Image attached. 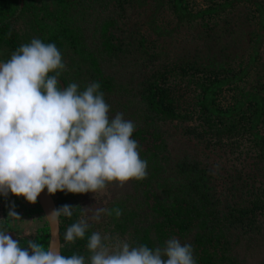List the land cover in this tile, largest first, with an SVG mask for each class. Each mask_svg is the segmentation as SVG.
I'll list each match as a JSON object with an SVG mask.
<instances>
[{"label":"trees","instance_id":"trees-1","mask_svg":"<svg viewBox=\"0 0 264 264\" xmlns=\"http://www.w3.org/2000/svg\"><path fill=\"white\" fill-rule=\"evenodd\" d=\"M142 2L0 0V46H7L12 54L18 50L22 44L18 35L11 31L10 18L16 13L23 15L32 11L36 26L34 32L39 39L46 44L54 43L61 52L62 59L64 54L71 55L72 73L67 78L61 71L58 77L61 88L76 83L78 91L82 92L90 83L99 82V91L104 94V99L110 106L109 119L122 113L125 120L135 124L131 138L139 142L140 158L147 161V176L143 180H131V201L122 199L108 205L107 209L120 208L122 214L118 218L114 213L112 216L105 214L107 231L121 239L125 238L132 247L145 245L153 250L163 248L168 239L176 237L182 244L192 245L196 264H243L234 247L241 242L242 236L250 233L256 236L260 233V227L256 226L257 215H264V130L261 131V127L258 129V126L264 125V77L259 78L256 85L247 91L239 88V94L233 97V102L229 105L221 106L219 98L224 87L243 81L249 74L246 70L256 66L257 48L252 46V49H248L250 53L247 55L246 69H227L224 67L227 61L238 59L237 53H228L231 42L234 44L239 39L237 27L225 28L220 33L222 35L205 30L198 33L202 45L193 57L183 56L178 64L169 67L162 65L151 74L131 76L129 81L116 83L101 68L96 52L84 49L86 43L82 36V25L86 20L87 23L90 22L88 18L92 17L94 5L104 9H123L127 4L143 7ZM241 2L250 5V13L254 14L255 26L249 35L261 38L262 33L259 32L264 29V0H206L204 7L199 9H192L188 0H157L154 17L150 21L151 16L147 24L153 33L163 36L165 33L160 31L155 16L166 8L172 11L180 24L192 26L199 23L200 26L208 27L213 18ZM111 14L102 16L99 26L94 27L99 44L107 55L122 51L112 30L117 22L116 15ZM226 25L223 24L227 27ZM143 43L141 36L138 45ZM143 54L147 56L148 52ZM156 57L155 54L148 55L147 64ZM197 73H202L203 76L197 78ZM171 76H181L182 79L187 76L190 81L195 76L196 94L191 108L180 106L182 96L177 95L176 90L169 85ZM194 116L201 120L204 131H209L211 141L216 139L218 142L221 137L233 140L240 132L252 137L250 142L262 160L263 180L258 189L247 191V196L250 194L252 199L246 205L243 202L223 204L215 195L209 170L194 157L183 155L172 158L166 154L167 149L160 139L157 123L188 122ZM149 139L160 140V143L152 142L142 147V142ZM52 196L57 209L64 205L73 207L70 218L63 215L59 217L61 254L83 255L87 264L90 255L87 242L92 232H96L94 227L89 228L84 239L73 244H66L64 240L67 228L78 221L82 214V210L75 205L78 194L57 192ZM0 202L18 206V209L22 205L23 213L28 218L37 215L42 226L30 240L48 247V226L37 203L29 204L23 197H16L11 193L7 197L0 196ZM2 226L6 230L9 228L7 223ZM233 237L234 244L231 243ZM247 239L245 250L251 246L249 242L252 239ZM28 241H24L23 247H27Z\"/></svg>","mask_w":264,"mask_h":264},{"label":"clouds","instance_id":"clouds-1","mask_svg":"<svg viewBox=\"0 0 264 264\" xmlns=\"http://www.w3.org/2000/svg\"><path fill=\"white\" fill-rule=\"evenodd\" d=\"M65 69L54 43L34 38L21 45L7 62L0 63V196L9 193L35 204L42 192L103 193L110 185L123 187L147 176V161L140 158L132 139L135 124L122 113L109 119L110 106L99 82L82 92L76 83L61 88ZM55 73V75H50ZM118 218L120 208H97L66 230V244L82 240L92 222L102 215ZM70 218L73 207L64 205L48 215ZM8 217L20 219L11 209ZM111 237L92 232L87 242L88 264H196L191 244L172 237L163 248L132 247L126 241L109 244ZM0 264H86L79 254L62 255L53 245L45 248L0 230Z\"/></svg>","mask_w":264,"mask_h":264},{"label":"rangeland","instance_id":"rangeland-1","mask_svg":"<svg viewBox=\"0 0 264 264\" xmlns=\"http://www.w3.org/2000/svg\"><path fill=\"white\" fill-rule=\"evenodd\" d=\"M139 1H143V7L127 4L123 9L112 7L104 9L94 5L91 12L92 17L88 18L90 22L87 23L86 20L82 25V36L86 43L84 49L96 52L101 68L104 69L106 74L114 78V82L123 83L129 81L131 76L138 75L141 77L143 74H151L162 65L169 67L178 64L183 56L191 58L202 45L201 40L198 39V33L207 30L208 33L220 34L225 28L232 29L233 26L237 27L236 31L239 39L234 44L231 42L228 53L232 55L237 53L238 59L234 60L233 58L227 61L224 67L236 71L240 67L246 69L247 55L250 53L248 49H252V46L257 48V62L253 69L249 70L248 68L246 70L249 71V74L243 81L223 88L219 98L221 106L232 103L233 97L239 94V88L247 91L256 85L259 78L264 77V29L259 32L262 33L261 38H257L253 34L252 36L249 35L255 26L254 14L250 13V5L243 2L239 3L238 6L230 8L220 16L213 18L208 27L200 26L199 23L192 26L180 24L172 15L170 9L163 8L158 16L157 14L155 16L160 31L165 33L161 36L153 33L151 27L147 24L148 19L152 16L151 21L154 17L157 0ZM188 3L192 9H199L204 7L206 0H188ZM34 12L37 14L36 11ZM111 13L113 16L116 15L117 22L112 30L115 33V40L121 45L122 50L115 55L113 53L107 55L103 51L97 39L98 33L95 32L96 29L94 28L99 26L102 16ZM33 20L32 11L23 15L16 13L10 18L11 31L18 35L19 42L22 45L30 43L34 38L39 39L38 34L34 32L36 26ZM224 23L227 24V27L223 26ZM141 36L144 43L138 45ZM146 52H148V55L155 54L157 56L150 64H147L149 61L148 55L143 54ZM11 55L12 53L9 52L7 46H0V59L2 61L7 62ZM70 57L71 55L69 56L68 53L64 54L62 59L65 64L62 75L67 78H69L68 74L72 73L71 68H73ZM200 57L202 56L200 55ZM195 76L199 78L203 74L197 73ZM195 76L191 81L187 76L183 79L181 76H171L169 78V85L176 90L177 95L182 96L181 100L179 99V104L183 108H191L195 101ZM201 123V120L196 119V116L188 122H158L156 126L160 133V139L164 141L166 146V154H169L172 158L183 155L194 157L209 170L215 195L219 197L223 204L243 202V205H246L252 199L250 194L247 196V191L258 189L263 180L262 160L250 142L252 137L248 134L242 135L240 132L239 135L232 138L233 140H226L225 137H221L218 142H216V139L211 141L209 131L206 130L205 132V128ZM260 127L261 131L264 130V125L258 126V129ZM193 129L195 131H192ZM152 142L158 144L160 140L153 141L149 139L142 142L141 146L145 147ZM132 198L133 184L129 181L122 188L110 185L103 193L96 195L93 193L78 194L75 205L82 210L79 219L82 217L90 218L97 208H107L114 201L122 199L131 201ZM22 207L21 205L18 209V206L14 207L12 204L6 205L0 202V225L7 223L14 228V231H19V235L28 237V240H30L35 235L36 230L42 226V223L38 220L37 215L26 217ZM13 208L20 219L8 217L9 211ZM89 223L102 236L108 234L111 237V240L107 241L109 244L126 241L125 238L116 237L106 230L105 215H102L99 222H92L89 219ZM256 226L260 227L258 235L254 236L251 233L247 236L244 235L241 237V242L239 241L238 245L234 247L243 264H264V215H257ZM247 237L252 240L249 242L251 243L250 248L248 247L245 250L244 246L248 243ZM234 242L235 237L231 240V243L234 244Z\"/></svg>","mask_w":264,"mask_h":264},{"label":"water","instance_id":"water-1","mask_svg":"<svg viewBox=\"0 0 264 264\" xmlns=\"http://www.w3.org/2000/svg\"><path fill=\"white\" fill-rule=\"evenodd\" d=\"M0 59V63H3ZM37 205L39 206L41 213L44 217V220L48 226V232H49V245H53L54 247H57L61 252V240H60V223L59 218L55 221L50 220L48 218V215L53 212L54 210H57L56 203L54 201L53 196L48 195L47 190L42 192L37 200Z\"/></svg>","mask_w":264,"mask_h":264},{"label":"crops","instance_id":"crops-1","mask_svg":"<svg viewBox=\"0 0 264 264\" xmlns=\"http://www.w3.org/2000/svg\"><path fill=\"white\" fill-rule=\"evenodd\" d=\"M8 226H9V228H7V230H6L4 228V226L0 225V230H4V231L10 233L14 239H18L20 245L23 247L22 244L24 243L25 240H28V237H23L22 235H19V233H18L19 231L18 232L14 231V228H12L10 225H8ZM11 232H13V233H11ZM18 236H20V237H18Z\"/></svg>","mask_w":264,"mask_h":264}]
</instances>
